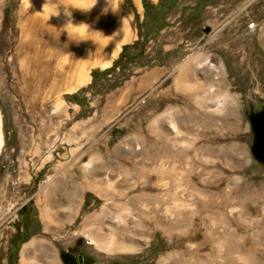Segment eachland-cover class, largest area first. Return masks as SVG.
Here are the masks:
<instances>
[{"label": "rangeland", "instance_id": "374dc122", "mask_svg": "<svg viewBox=\"0 0 264 264\" xmlns=\"http://www.w3.org/2000/svg\"><path fill=\"white\" fill-rule=\"evenodd\" d=\"M39 1L0 0V264H21L39 239L52 246L44 264H65V255L84 264L264 263V164L252 154L250 121L264 110V0L66 5L75 28L38 13ZM121 19L136 38L111 68L92 69ZM86 71L90 82L68 93ZM74 177L78 188L51 192ZM75 190L69 218L47 224L46 208ZM117 226L134 234L132 249L100 248ZM186 231L197 240L177 245Z\"/></svg>", "mask_w": 264, "mask_h": 264}, {"label": "bare ground", "instance_id": "6f19581e", "mask_svg": "<svg viewBox=\"0 0 264 264\" xmlns=\"http://www.w3.org/2000/svg\"><path fill=\"white\" fill-rule=\"evenodd\" d=\"M120 1L121 0H97L96 5L94 7H91V0H58L57 3H54L50 0H42L36 4V11L48 19L50 16H52L49 20L57 22L64 26L66 19H67L66 17L68 16L65 11L66 5L75 6L77 8L88 10V11H114L118 8ZM134 1L138 7V10L141 11L140 1L139 0H134ZM89 8H91V10H89ZM57 12L60 13L59 17H55L53 15L54 13H57ZM119 27H120L119 32L116 35V40L114 44L112 45L110 51L106 54L104 58L94 59L91 63L92 69L107 70L111 68L114 60L117 58L118 54L120 53L122 46L124 44L130 43L136 38L134 30L130 27L127 20L121 19L119 23ZM90 79H91V76L89 75V71L81 72L77 76V78L73 80L71 84L67 86L66 91L68 93H74L78 91L79 89H81L83 86L87 85L90 82ZM62 104H64V101L62 99H59L57 108L62 106ZM16 122L21 123V122H24V120H21L19 118V121L16 119ZM4 147H5L4 122H3L2 113L0 112V155H2ZM94 175L101 176L102 174L101 172L98 171V172H95ZM114 175L115 174L112 173L111 174L112 178L110 177L107 179L108 184H111V181H112L111 179L114 178ZM50 179L51 178H48V181H50ZM76 180H77L76 177H74L71 180H58L57 182L54 183L51 189V192L54 193L59 188H65L66 191L68 188H71V187L78 188L79 183ZM76 193H77V190H75V192H73L72 195L70 193L67 194L66 200L64 201V203L56 204L54 209H52L51 207L46 208L44 212V217L46 219L47 224H50V225L57 224L58 225L59 222H62L65 219L69 218L70 203L72 199L77 195ZM62 206L64 207L62 208ZM60 208H62V211H59ZM204 208H205V211H207L211 208V206L205 204ZM189 225L191 227L193 226L191 222H189ZM125 228L126 227L117 226L113 228L112 232H110L109 235L101 236L102 240L100 241L102 244H100V248L106 251L131 250L132 248H129V246L133 245L136 242V239L133 238L134 234L129 233V231L127 232ZM192 231L190 232L186 231L185 233H183L182 236H178L177 238H175L174 241L178 242L177 245L179 246L184 244L185 241H196L197 234ZM234 239L236 238L233 232L229 236L227 235L225 238V241L227 242L230 248L235 247ZM214 240H215L214 235L210 233L206 235L205 237H203V239L199 242L198 247L202 248L208 245L210 242H213ZM50 251H52V246L50 245L49 242H46L45 240H42V239L33 240L24 247V250L22 251V254H21V258H22L21 264H32L34 263L33 262L34 260H35V263H42L43 259L46 257V255H48V252ZM237 258H240V257H237ZM262 260H264V257L262 258ZM44 263H51V262L46 260L42 264ZM248 264H264V263H248Z\"/></svg>", "mask_w": 264, "mask_h": 264}, {"label": "water", "instance_id": "95a60500", "mask_svg": "<svg viewBox=\"0 0 264 264\" xmlns=\"http://www.w3.org/2000/svg\"><path fill=\"white\" fill-rule=\"evenodd\" d=\"M250 121L255 135L252 154L255 159L264 164V110L252 115Z\"/></svg>", "mask_w": 264, "mask_h": 264}, {"label": "clouds", "instance_id": "9594fccd", "mask_svg": "<svg viewBox=\"0 0 264 264\" xmlns=\"http://www.w3.org/2000/svg\"><path fill=\"white\" fill-rule=\"evenodd\" d=\"M97 3V0H91V7H94ZM89 10H91V8H89ZM55 17H59L60 13L57 12V13H54L53 14ZM52 16L49 17V19L51 18ZM66 22L64 24V27L66 28H75L76 25L73 24L72 20H71V15L69 14L67 17H66ZM87 27V25H80L79 26V30L83 31L85 28Z\"/></svg>", "mask_w": 264, "mask_h": 264}, {"label": "flooded vegetation", "instance_id": "af4514ba", "mask_svg": "<svg viewBox=\"0 0 264 264\" xmlns=\"http://www.w3.org/2000/svg\"><path fill=\"white\" fill-rule=\"evenodd\" d=\"M79 257L81 258L80 260ZM63 259L65 264H84L87 262L83 255H77V258L65 255Z\"/></svg>", "mask_w": 264, "mask_h": 264}, {"label": "trees", "instance_id": "16d2710c", "mask_svg": "<svg viewBox=\"0 0 264 264\" xmlns=\"http://www.w3.org/2000/svg\"><path fill=\"white\" fill-rule=\"evenodd\" d=\"M94 79H95V76H94Z\"/></svg>", "mask_w": 264, "mask_h": 264}]
</instances>
